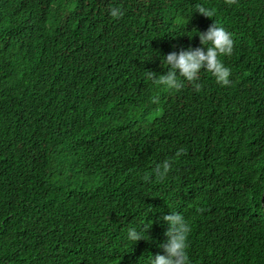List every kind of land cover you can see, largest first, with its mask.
<instances>
[{"label": "trees", "instance_id": "1", "mask_svg": "<svg viewBox=\"0 0 264 264\" xmlns=\"http://www.w3.org/2000/svg\"><path fill=\"white\" fill-rule=\"evenodd\" d=\"M214 22L229 86L146 79ZM171 212L190 264H264V0H0V264H150Z\"/></svg>", "mask_w": 264, "mask_h": 264}, {"label": "clouds", "instance_id": "2", "mask_svg": "<svg viewBox=\"0 0 264 264\" xmlns=\"http://www.w3.org/2000/svg\"><path fill=\"white\" fill-rule=\"evenodd\" d=\"M225 2L228 5H233L237 3V0H225ZM197 12L207 18H213L216 14L214 8L202 5L197 6ZM109 14L113 19L121 18L124 15L119 7H111ZM198 36L201 47L182 49L178 54L171 52L164 57V61L168 65L166 74L157 75L152 71H144L146 79L158 86H163L169 91L181 90L185 86L184 81H187L194 87L195 91L199 92L203 89V84L199 83L200 73L202 70H206L211 73L218 84L229 86L231 83V69L224 65L221 57L233 54L234 41L232 34L223 26H219L214 22L206 32L199 33ZM152 102L159 103V96L153 97ZM184 154H186V150L183 148L176 152L177 157ZM170 170L171 161L165 160L155 166L152 174L158 180L163 181ZM149 179L150 175L144 176L145 181ZM200 211H203V209ZM162 220L169 225L168 230L165 232L167 240L161 245L164 254H157L154 258L151 257L150 264H190L187 251L191 232L190 223L182 214L176 212L163 216ZM150 228H145L141 232L135 227H130L127 238L135 243L143 240L144 233H147Z\"/></svg>", "mask_w": 264, "mask_h": 264}]
</instances>
